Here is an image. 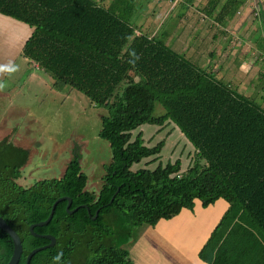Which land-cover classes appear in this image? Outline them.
Segmentation results:
<instances>
[{
	"label": "trees",
	"instance_id": "16d2710c",
	"mask_svg": "<svg viewBox=\"0 0 264 264\" xmlns=\"http://www.w3.org/2000/svg\"><path fill=\"white\" fill-rule=\"evenodd\" d=\"M191 1V0H190ZM242 0H202L201 9L221 22ZM136 0H0V14L32 27L21 52L53 79L104 106L99 136L111 160L97 192L86 189L80 155L60 177L17 182L29 149L0 139V216L18 234L22 258L48 240L29 225L46 219L37 234L54 246L36 252L29 264H132L126 245L141 225H156L182 209L222 199L227 207L197 251L205 264H264V108L232 84L174 50L164 40L136 33L130 17ZM158 102L164 113L153 115ZM172 121L193 146L186 169L179 158L158 162L165 138L148 145L143 124ZM153 137V136H151ZM143 161L142 166H133ZM133 166V167H132ZM113 199L110 201L111 197ZM88 208V209H87ZM98 211L95 219V212ZM13 245L0 229V264ZM43 263H40V261Z\"/></svg>",
	"mask_w": 264,
	"mask_h": 264
},
{
	"label": "rangeland",
	"instance_id": "374dc122",
	"mask_svg": "<svg viewBox=\"0 0 264 264\" xmlns=\"http://www.w3.org/2000/svg\"><path fill=\"white\" fill-rule=\"evenodd\" d=\"M96 1L103 6L111 2ZM138 2L140 4L130 17V23L135 27L137 34L144 32L150 36L155 35L166 42L167 33L171 32L175 25L180 26L179 31L184 29L183 32L186 33L184 22L182 23L178 16L191 10L190 0H184L183 3L186 4L182 7L178 5L174 9L169 0ZM192 12L195 14L196 10L192 9ZM174 29L176 35L178 27ZM31 31L32 27L26 23L0 14V139L5 137L10 142L29 149L28 160L21 167V176L17 182L22 186H29L38 179L60 177L71 158L72 150L75 149L80 155L81 171L88 178L85 188L97 192L102 184L105 166L111 160L109 143L99 136L101 116L107 114V109L95 105L87 96L69 85L53 87V79L33 65L21 52L22 45ZM196 41H192V44H196ZM181 43L176 41L175 45H169L206 69L205 63L197 57L190 58L186 51L179 48ZM246 75L233 79L231 83L233 82L236 90L246 93L256 103L263 104L264 78H256L251 73ZM162 113L163 107L156 102L153 115ZM139 129L143 131L145 141L150 142L148 145L165 138L159 159L149 164V168H154L158 162L163 165L177 158L181 160V168H187L193 146L172 121L167 122L155 137L156 125L143 124L133 133ZM143 161L133 166H142ZM194 203L192 211L184 210L195 217L204 214L205 211L202 210L210 211L203 207L199 211V201L194 200ZM181 214L171 219H162L154 226L143 224L136 229L126 245L132 264H175L174 260L177 258H186L188 264H201L192 250L196 242L202 239L209 225L180 224V221L184 222ZM166 222L173 228L174 237H170L166 227L162 225ZM183 239L189 243H185L188 245L185 247L186 252L179 253L173 243L183 242ZM180 262L186 264V260Z\"/></svg>",
	"mask_w": 264,
	"mask_h": 264
},
{
	"label": "crops",
	"instance_id": "0c3cea01",
	"mask_svg": "<svg viewBox=\"0 0 264 264\" xmlns=\"http://www.w3.org/2000/svg\"><path fill=\"white\" fill-rule=\"evenodd\" d=\"M183 1L169 0L172 3L173 9L178 5L182 7L183 4H186ZM201 1L191 0L190 4L187 3V5H190L189 9L191 10H187L184 14L178 16L179 19H182V23L184 22L183 25L187 29L186 33L183 32L184 29L179 31L180 26L175 25L172 31L167 33L166 43L168 45H175L176 41L182 42L179 47L180 49L186 51L190 55V58L194 59L197 57L205 63L206 70L217 76L219 75L216 78L223 82L227 80V83L232 84L233 82L231 83V81L233 79L240 78L245 74L248 75V73L253 74L256 78H264V0H242L234 7L225 20L221 22H216L213 17L217 10L213 12L214 14L209 15L203 12ZM139 4L140 2L136 0V6ZM192 9L196 10L195 14L192 12ZM176 27H178V32L175 35L174 28ZM181 38L182 40H180ZM195 39L197 43L192 44V41H195ZM33 65L36 66L34 63ZM239 86L237 87L239 88ZM237 91L246 95L244 92ZM260 105L264 108V103ZM199 205L201 206L200 202ZM226 207L227 203L222 199H218L213 204L203 207L210 209V211L202 210V206L199 207V211H205L206 214H200V216L195 217L194 214L184 209H182L184 213L181 214L182 210L179 212L184 220V222L180 221V224L203 225L205 223L209 225L202 239L197 241L193 246L194 250L192 251L197 258L198 249L202 246ZM162 225L166 227L165 230H167L169 236L174 237L172 233L173 228L169 226L168 222L166 224L162 223ZM187 242L186 239H183V242H175L173 244L176 245L175 248L179 250V253H184L186 252L185 247L188 246L185 244ZM180 260H186V264L189 262L186 258H177L174 260V263H185H181ZM199 262L201 261L199 260ZM193 264L199 263L195 262ZM201 264L205 263L201 262Z\"/></svg>",
	"mask_w": 264,
	"mask_h": 264
},
{
	"label": "water",
	"instance_id": "95a60500",
	"mask_svg": "<svg viewBox=\"0 0 264 264\" xmlns=\"http://www.w3.org/2000/svg\"><path fill=\"white\" fill-rule=\"evenodd\" d=\"M114 195L111 197L110 201L113 199ZM66 200V211L68 213H73L75 210H77V207L73 208V209H69L70 204H71V198L68 196H60L58 198H56L49 210L48 216L46 217V219L32 223L29 225V231L30 233H32L35 236L38 237H42V238H46L49 240L48 243L32 248L26 255L25 257V262L24 264H29L31 257L38 251L46 249L52 245H54L55 243V238L54 236L50 235V234H37L33 231V228L35 226H42V225H46L50 219L52 218L55 206L58 202ZM82 207L86 208V205H81ZM88 209V208H87ZM98 211L95 212L94 216H92V219H95L97 216ZM0 229L3 230L5 233H7L10 237V239L12 240V244H13V250L11 253V256L8 260V262L6 264H17L20 256L22 254V244H21V240L20 237L18 236V234L7 224V222L5 221V219L3 217L0 216Z\"/></svg>",
	"mask_w": 264,
	"mask_h": 264
},
{
	"label": "flooded vegetation",
	"instance_id": "af4514ba",
	"mask_svg": "<svg viewBox=\"0 0 264 264\" xmlns=\"http://www.w3.org/2000/svg\"><path fill=\"white\" fill-rule=\"evenodd\" d=\"M22 167H23V166H22ZM20 171H21V168H20ZM20 176H21V175H20ZM81 205H84V204H80V205L75 206V207H77V209H78L79 207H82ZM70 206H71V204H70ZM75 207H73V208H75ZM73 208H70V207H69V209H73ZM75 211H76V210H75ZM75 211H74V212H75ZM41 234H49V233H41ZM7 235H8V234H7ZM50 235H51V234H50ZM9 238H10V237H9ZM41 238H42V237H41ZM44 239H46V238H44ZM46 240H48V239H46ZM11 241H12V240H11ZM48 242H49V240H48ZM48 242H47V243H48ZM54 244H55V243H54ZM12 245H13V244H12ZM52 246H54V245H52ZM50 247H51V246H50ZM12 250H13V249H12ZM26 255H27V254H26ZM26 255H25V257H26ZM10 256H11V255H10ZM25 257H24V262H25ZM9 258H10V257H9ZM21 258H22V254H21L20 259H19V261H18L17 264H19ZM8 260H9V259H8ZM7 262H8V261H7ZM7 262H6V263H7ZM40 263H43V261L41 260Z\"/></svg>",
	"mask_w": 264,
	"mask_h": 264
}]
</instances>
